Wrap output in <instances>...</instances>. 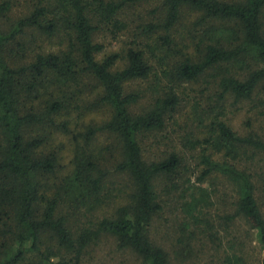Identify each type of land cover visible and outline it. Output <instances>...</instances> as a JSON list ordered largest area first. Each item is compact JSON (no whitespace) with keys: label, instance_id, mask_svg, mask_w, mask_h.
<instances>
[{"label":"trees","instance_id":"1","mask_svg":"<svg viewBox=\"0 0 264 264\" xmlns=\"http://www.w3.org/2000/svg\"><path fill=\"white\" fill-rule=\"evenodd\" d=\"M148 1L0 0V264H264V0Z\"/></svg>","mask_w":264,"mask_h":264},{"label":"rangeland","instance_id":"2","mask_svg":"<svg viewBox=\"0 0 264 264\" xmlns=\"http://www.w3.org/2000/svg\"><path fill=\"white\" fill-rule=\"evenodd\" d=\"M157 4L158 0H150L146 3L131 5L124 9L121 13V17L129 23L130 29L133 30L139 22L152 18L150 10ZM94 39L105 45L104 52H110L122 49V47H124V45L132 39V36L130 33H124L115 39L108 29L101 27L98 32H96ZM184 111H188V107L184 109L182 108L178 111L174 118L176 122L169 123L167 126L165 135L168 137L170 136L173 139V144L177 141V136L184 134L187 131V125H190ZM244 117L245 115L242 112L233 115L230 124L234 130L242 132V122ZM97 118L102 119L104 117L100 114L97 115ZM111 141L112 140L110 138H106L104 135H101L97 137L95 145L104 146L106 143L110 144ZM165 143L167 144V147L170 146V142L168 140H166ZM63 154L64 158L62 159V163L67 164L69 160L68 151H64ZM234 230L244 234L245 228L240 224H236ZM242 240L245 242L247 253L251 254V251H253V257L250 258L249 264H257L259 254L256 244L249 238H244ZM208 255L209 252H207L202 259H196L195 264H217V261L215 259H209L207 257ZM83 264H136V262L133 261L132 257H130L127 253L118 250L110 239L105 238L90 249L88 254L85 256ZM188 264L194 263L190 262Z\"/></svg>","mask_w":264,"mask_h":264}]
</instances>
